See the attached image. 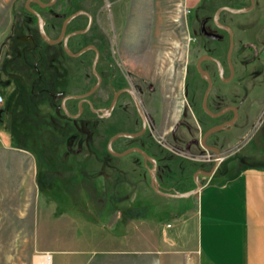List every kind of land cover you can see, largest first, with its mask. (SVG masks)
Returning <instances> with one entry per match:
<instances>
[{
    "label": "flooded vegetation",
    "instance_id": "obj_1",
    "mask_svg": "<svg viewBox=\"0 0 264 264\" xmlns=\"http://www.w3.org/2000/svg\"><path fill=\"white\" fill-rule=\"evenodd\" d=\"M18 1L7 44L26 78L28 106H42L49 114L48 122L62 132L65 151L60 153V140L55 143L56 153L37 165L39 192L53 195L55 190L64 188L74 198L71 190H85L102 216L117 210V204L127 203L125 185L132 186L130 174L147 178L152 188V160L156 176L160 169L172 176L182 173L184 164L178 163V158L187 160L192 167L198 162L209 163L205 168L198 167L209 172L217 154L222 161L233 157L235 151L227 148L233 131L240 132L237 138L241 143L248 137L251 85L262 82L260 89L264 91V8H258L261 0H247L248 4L238 7L223 5L209 21H200L193 47L198 46L200 39L203 46L226 53L221 57L204 53L192 58L184 77L183 95L173 99L171 105L153 98L158 85L150 75L132 71L122 60L119 9L74 10L73 0ZM240 2L235 0L233 4ZM223 7L251 9L242 13L219 12ZM255 12L256 17L250 21L253 26L244 20L241 30L234 31V15ZM216 16L221 26L215 21ZM232 81L238 91L218 86ZM237 93L240 96L236 97ZM1 102L9 104L2 97ZM201 112L208 118H201ZM218 127L221 129L217 132L224 137L208 144L214 132L205 139L209 149L203 147L204 135ZM120 134L126 135L112 141ZM128 139L131 143L122 141ZM130 153H137L139 158L123 165L118 158ZM163 157L177 163L164 167ZM196 169L189 173L194 174V179L191 176L189 186L183 189L186 192L194 190L195 179L201 177H195ZM180 190L172 188L171 192ZM125 209L134 216L142 213L144 206L135 201Z\"/></svg>",
    "mask_w": 264,
    "mask_h": 264
},
{
    "label": "rangeland",
    "instance_id": "obj_2",
    "mask_svg": "<svg viewBox=\"0 0 264 264\" xmlns=\"http://www.w3.org/2000/svg\"><path fill=\"white\" fill-rule=\"evenodd\" d=\"M233 3L235 0H73V9H119L122 60L132 71L150 75L158 85L153 98L164 99L171 105L173 99L183 95L184 77L192 58L204 53L225 55L226 50L207 48L200 39L194 48L193 41L200 21H209L217 8L227 4L238 7L248 1ZM19 5L18 0H0V97L9 103L5 106L0 102V264H35L37 256L47 253L52 255V264H162L165 259L162 253L146 254L143 249H133L143 243L132 230L129 233L126 202L117 204V210L100 216L93 198L85 190H71L74 198L64 188L55 190L53 195L39 192L37 165L49 160L58 147L60 153L65 151L62 132L48 122L49 114L42 106L39 109L28 106L26 78L13 61V49L7 44ZM258 8H264V0ZM254 15H234L231 20L234 31L239 32L245 22L253 26L250 21L257 12ZM218 86L223 90H239L235 81ZM251 86L260 89L263 85L256 82ZM256 102L257 106H251L255 123L251 120L248 123L250 130L258 131L261 140L260 149L256 151L259 158L255 160L264 164L261 148L264 144V91L261 90ZM200 116L208 118L203 112ZM239 134L235 133L233 138ZM223 137L224 134L216 132L208 144ZM122 141L131 143L129 139ZM56 142L61 145L56 147ZM113 148L117 150L116 145ZM242 156H246L243 147L219 170L223 171L228 163ZM138 158L137 153H130L118 159L125 165ZM177 162L184 164V173L177 172L173 176L176 178L171 188L176 191L186 189L191 176L194 179V174L187 172L192 164L179 158ZM199 170L202 169H196ZM162 173V169L158 170L159 183H164ZM118 213L121 218L114 226Z\"/></svg>",
    "mask_w": 264,
    "mask_h": 264
},
{
    "label": "crops",
    "instance_id": "obj_3",
    "mask_svg": "<svg viewBox=\"0 0 264 264\" xmlns=\"http://www.w3.org/2000/svg\"><path fill=\"white\" fill-rule=\"evenodd\" d=\"M260 94L261 90L255 88L248 96L249 123H255L251 106H257ZM249 123L243 143L233 138L227 145L232 151L243 147L246 156L234 159L223 171L219 168L228 159L220 160L211 177L198 178L203 186L192 196L167 197L155 192L147 178L128 176L132 186L125 185L127 205L140 201L144 206L143 214L129 219V233L132 230L143 243L133 249L162 253V264H264V164L255 160L261 140ZM161 161L164 167L177 163L167 157ZM209 165L198 162L187 172ZM163 171L164 183H160L171 191L176 177ZM188 204L191 206L187 208ZM115 216L114 226L121 214Z\"/></svg>",
    "mask_w": 264,
    "mask_h": 264
},
{
    "label": "water",
    "instance_id": "obj_4",
    "mask_svg": "<svg viewBox=\"0 0 264 264\" xmlns=\"http://www.w3.org/2000/svg\"><path fill=\"white\" fill-rule=\"evenodd\" d=\"M252 2H253V0H252ZM250 9H251V8H250ZM250 9H233V8H230V7H223V8H221V9H219V12H220L221 10H227V11H230V12H232V13H242V12L248 11V10H250ZM215 21L217 22L218 25H220V24L218 23V21H217V16H216V18H215ZM220 26H221V25H220ZM225 28L229 30V28H227V27H225ZM231 51H232V49H230L229 55L231 54ZM205 108H206V107H205ZM206 110H207V109H206ZM220 129H221V128L218 127V128H213V129H211L210 131H208V132L204 135V138H203V140H202V146L205 147V148H208V149H209V147L205 144V139L207 138L208 135H210V134H212V133H214V132H217V131H219ZM121 135H126V134H120V135L114 137V138L112 139V141H113L115 138H117V137H119V136H121ZM112 141H111V142H112ZM111 142H110L109 146L111 145ZM213 150L216 151V153H218V149L213 148ZM220 160H221V159H220V156H219V154H217V159H216V161H215V163H214L213 168H212L209 172H206V171H204V170H199V171H197L195 177H196L197 175H202L203 177H206V178L211 177V176L213 175V173L215 172V170H216V168H217V166H218ZM152 163H153V170L151 171V186H152V188H153V190H154L155 192H157V193H159V194H161V195H164V196H167V197H174V198H187V197L192 196L193 194L197 193V192L200 190V188L203 186L202 183H200V182L198 181V179H195L196 188H195L194 190H192V191L184 192V193H178V192H175V191L171 192V191H168V190L166 191V190L162 189V187L160 186V184H159V182H158V179H157V176H156V164H155L154 160H152Z\"/></svg>",
    "mask_w": 264,
    "mask_h": 264
},
{
    "label": "bare ground",
    "instance_id": "obj_5",
    "mask_svg": "<svg viewBox=\"0 0 264 264\" xmlns=\"http://www.w3.org/2000/svg\"><path fill=\"white\" fill-rule=\"evenodd\" d=\"M35 264H52V255L50 253L37 256Z\"/></svg>",
    "mask_w": 264,
    "mask_h": 264
},
{
    "label": "built area",
    "instance_id": "obj_6",
    "mask_svg": "<svg viewBox=\"0 0 264 264\" xmlns=\"http://www.w3.org/2000/svg\"><path fill=\"white\" fill-rule=\"evenodd\" d=\"M0 102H1V97H0Z\"/></svg>",
    "mask_w": 264,
    "mask_h": 264
},
{
    "label": "trees",
    "instance_id": "obj_7",
    "mask_svg": "<svg viewBox=\"0 0 264 264\" xmlns=\"http://www.w3.org/2000/svg\"><path fill=\"white\" fill-rule=\"evenodd\" d=\"M131 218V216H129V219Z\"/></svg>",
    "mask_w": 264,
    "mask_h": 264
}]
</instances>
